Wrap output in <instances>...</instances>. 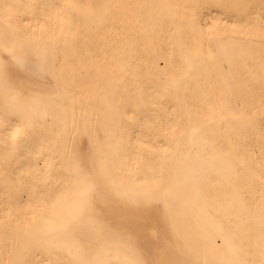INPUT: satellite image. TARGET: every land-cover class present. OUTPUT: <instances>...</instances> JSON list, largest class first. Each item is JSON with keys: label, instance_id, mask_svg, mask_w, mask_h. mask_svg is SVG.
Masks as SVG:
<instances>
[{"label": "bare ground", "instance_id": "obj_1", "mask_svg": "<svg viewBox=\"0 0 264 264\" xmlns=\"http://www.w3.org/2000/svg\"><path fill=\"white\" fill-rule=\"evenodd\" d=\"M22 46L0 264H264V0H0Z\"/></svg>", "mask_w": 264, "mask_h": 264}, {"label": "snow or ice", "instance_id": "obj_2", "mask_svg": "<svg viewBox=\"0 0 264 264\" xmlns=\"http://www.w3.org/2000/svg\"><path fill=\"white\" fill-rule=\"evenodd\" d=\"M3 52L7 53V56L0 59V81L7 83L12 74V70L15 69H24L28 70L30 68V60L32 58V51L27 46H22L19 52L10 49L8 47H4ZM209 57L211 56V52L208 53ZM41 64H46V61L41 59ZM43 71V69H42ZM48 75L52 77V80L55 81L54 87H59V76L57 75V71L55 66H51L48 70ZM52 81H48V84L51 85ZM21 100H24L25 97L23 95L20 96ZM200 130L193 128V135H197ZM83 174V172H81ZM87 191L91 194L94 200H99L101 202H108L109 193L99 186H92L87 189ZM23 264V262H21ZM78 264H102V262L98 261H88L85 259H80ZM130 264H148L146 261H133Z\"/></svg>", "mask_w": 264, "mask_h": 264}]
</instances>
